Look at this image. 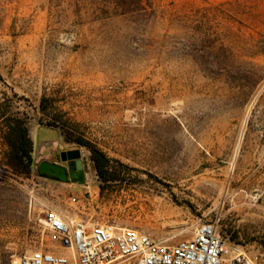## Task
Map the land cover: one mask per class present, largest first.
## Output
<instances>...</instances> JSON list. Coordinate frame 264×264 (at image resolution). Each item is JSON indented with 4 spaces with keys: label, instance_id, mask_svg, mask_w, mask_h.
<instances>
[{
    "label": "rangeland",
    "instance_id": "obj_1",
    "mask_svg": "<svg viewBox=\"0 0 264 264\" xmlns=\"http://www.w3.org/2000/svg\"><path fill=\"white\" fill-rule=\"evenodd\" d=\"M2 110L25 118L33 164L28 175L6 165L0 119V264L40 240L55 246L49 210L167 245L211 220L264 264V0H154L148 14L104 0H0ZM64 131L105 152L118 177L103 183L89 148ZM79 148L82 182L37 173Z\"/></svg>",
    "mask_w": 264,
    "mask_h": 264
},
{
    "label": "built area",
    "instance_id": "obj_2",
    "mask_svg": "<svg viewBox=\"0 0 264 264\" xmlns=\"http://www.w3.org/2000/svg\"><path fill=\"white\" fill-rule=\"evenodd\" d=\"M79 151L88 169L89 152ZM42 222L55 246L40 240L13 264H257L246 245L222 235L211 220H201L191 238L170 245L133 227L53 210L46 211Z\"/></svg>",
    "mask_w": 264,
    "mask_h": 264
},
{
    "label": "trees",
    "instance_id": "obj_3",
    "mask_svg": "<svg viewBox=\"0 0 264 264\" xmlns=\"http://www.w3.org/2000/svg\"><path fill=\"white\" fill-rule=\"evenodd\" d=\"M110 2L113 8L122 14H136L144 13L148 14L154 9V0H104ZM207 8L197 9L196 12L201 13V17H206ZM199 34L200 46L195 50L199 53V56H203L206 43L203 33V25H196L195 28ZM202 35V36H201ZM214 48V46H211ZM212 49V48H211ZM223 51L224 47H218L216 51ZM0 119H3V141L7 147L6 151V165L12 169V171L28 175L31 172V166L33 164L32 151H33V141L29 135V129L26 124V120L18 115H9L5 110L0 112ZM64 139L66 141H73L80 145L87 146L91 152V158L94 163V168L101 178L103 183L113 181L118 177L119 170H113L111 167V159L98 147L91 144L84 138L72 139L66 132H63ZM122 166V164H120ZM37 173L41 176H45L52 179H57L55 177L49 176L45 173H41L37 170Z\"/></svg>",
    "mask_w": 264,
    "mask_h": 264
},
{
    "label": "water",
    "instance_id": "obj_4",
    "mask_svg": "<svg viewBox=\"0 0 264 264\" xmlns=\"http://www.w3.org/2000/svg\"><path fill=\"white\" fill-rule=\"evenodd\" d=\"M81 154L79 149H70L60 152V158L62 161H66L68 167H70V178L72 181L82 182L84 180L85 171L87 167L85 160L80 158ZM38 170L41 173L57 177L61 181L67 180V174L65 167L47 160H43L38 164Z\"/></svg>",
    "mask_w": 264,
    "mask_h": 264
},
{
    "label": "flooded vegetation",
    "instance_id": "obj_5",
    "mask_svg": "<svg viewBox=\"0 0 264 264\" xmlns=\"http://www.w3.org/2000/svg\"><path fill=\"white\" fill-rule=\"evenodd\" d=\"M50 162H55V161H50ZM63 162H64V161H63ZM55 163H57V164H59V165L65 167V169H66V174H67V180H68V179L71 180V178H70L71 170H70V167H68L67 162H66V165H62V164H60V163H58V162H55ZM56 178H57V177H56Z\"/></svg>",
    "mask_w": 264,
    "mask_h": 264
},
{
    "label": "crops",
    "instance_id": "obj_6",
    "mask_svg": "<svg viewBox=\"0 0 264 264\" xmlns=\"http://www.w3.org/2000/svg\"><path fill=\"white\" fill-rule=\"evenodd\" d=\"M60 136H61V134H60ZM61 139H62V136H61ZM32 140H33V138H32ZM56 143H57V141H56ZM69 180V179H68ZM68 180H66V181H68ZM73 182V181H72Z\"/></svg>",
    "mask_w": 264,
    "mask_h": 264
}]
</instances>
